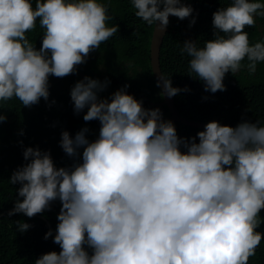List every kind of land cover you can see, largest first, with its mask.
<instances>
[{
    "label": "clouds",
    "instance_id": "clouds-1",
    "mask_svg": "<svg viewBox=\"0 0 264 264\" xmlns=\"http://www.w3.org/2000/svg\"><path fill=\"white\" fill-rule=\"evenodd\" d=\"M131 5L137 17L149 25L159 21L162 29L170 14L184 19L193 12L182 0ZM256 17H264V0H230L212 13L213 39L203 46L183 43L189 73L206 91H223L225 73L239 71L245 58L250 74L264 61V40L250 43L244 30ZM37 19L44 30L39 49L26 37ZM109 19L102 0H35L34 6L33 0H0V101L16 97L30 106L47 100L49 74L74 73L117 33ZM194 22L193 16L189 25ZM106 83L85 76L70 89L74 111L87 106L83 119L100 122L91 142L87 128L74 136L61 132L67 155L76 156L83 146L79 163L58 168L47 150L25 147L27 163L9 177L20 184L17 197L23 198L6 211L9 216L32 217L51 201L61 202L55 235L48 222L44 234L60 251L44 253L34 264H247L262 240L256 229L264 208V124L245 120L232 127L213 120L196 137H178L170 114L165 120L159 108L142 107L124 90L127 85L110 100L98 99ZM161 83L168 97L187 90L173 87L163 74ZM16 225L20 232L30 227Z\"/></svg>",
    "mask_w": 264,
    "mask_h": 264
},
{
    "label": "trees",
    "instance_id": "trees-1",
    "mask_svg": "<svg viewBox=\"0 0 264 264\" xmlns=\"http://www.w3.org/2000/svg\"><path fill=\"white\" fill-rule=\"evenodd\" d=\"M102 2L108 5V15L111 17L106 24H117V33L90 51L86 60L75 66L74 73L63 77L49 74L47 100L40 98L30 106L22 105L16 97L0 101V114L6 116L5 120L0 121V214L4 213L0 217V264H34L40 255L60 251L59 245L52 239L61 208L59 199L51 201L48 208L32 217L22 212L9 216L6 211L13 208L14 201L17 198L23 199L17 197L16 190L20 184L10 183L9 177L14 170L27 163L22 156L25 147L47 150L56 167L70 168L80 162L83 146L77 150L76 156L67 155L59 144L61 132L67 131L70 136H74L82 128H87L85 136L88 141L98 137L99 120L83 119L87 106L79 112L74 111L70 89L75 82L85 76L101 83L107 81L106 86L97 92V97L109 100L113 92L127 85L124 90L140 101L142 107L159 108L162 119L169 120L166 106L153 105L163 100L150 68V40L155 23L149 25L137 17L131 0ZM182 3L191 5L193 12L184 19L172 15L169 31L163 38L160 50L162 74L169 76L173 87H187L186 91L173 96L179 114L187 120L202 123L215 120L232 127L245 120L264 124V61L257 62L256 71L250 74L245 58L239 71L234 74L230 71L225 73L222 81L224 90L213 93L205 90L204 82L195 78L194 73H189L190 57L181 52L186 40H196L198 46H203L205 40L214 38L212 13L218 7L227 6L230 0H182ZM193 16L195 22L189 25ZM255 20L254 25L244 29L250 43L264 40V17H256ZM43 31L37 19L36 27L26 33L36 49L40 48ZM174 125L178 137H196V133L201 131L198 128ZM259 216L262 221L256 231L262 233V240L255 254L248 258L247 264H264V208L260 210ZM16 221L28 223L30 227L20 232ZM47 222L52 227V236L44 239L45 232L49 230ZM84 247L91 254L92 250L86 245Z\"/></svg>",
    "mask_w": 264,
    "mask_h": 264
},
{
    "label": "water",
    "instance_id": "water-1",
    "mask_svg": "<svg viewBox=\"0 0 264 264\" xmlns=\"http://www.w3.org/2000/svg\"><path fill=\"white\" fill-rule=\"evenodd\" d=\"M172 15L170 14L168 17V24L163 29L159 26V21H156L153 27V32L150 40V67L153 73V76L156 80V82L159 80L160 74H162L160 69V50L163 43V38L165 34L169 31V23L171 20ZM159 89L161 94L163 93V86L162 83L159 85ZM163 100L158 103L157 105L160 106H166L169 114H170V120L172 122H175L177 124L183 125V126H191L194 128L204 129L205 123H200L196 121L187 120L184 117H182L177 108L174 105V99L172 97H168L166 94H162ZM1 216V215H0ZM56 233V231H54Z\"/></svg>",
    "mask_w": 264,
    "mask_h": 264
}]
</instances>
